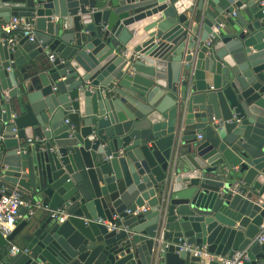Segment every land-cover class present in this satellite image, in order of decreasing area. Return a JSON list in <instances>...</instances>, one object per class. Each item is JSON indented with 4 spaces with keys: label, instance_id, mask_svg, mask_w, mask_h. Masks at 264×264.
I'll list each match as a JSON object with an SVG mask.
<instances>
[{
    "label": "water",
    "instance_id": "water-1",
    "mask_svg": "<svg viewBox=\"0 0 264 264\" xmlns=\"http://www.w3.org/2000/svg\"><path fill=\"white\" fill-rule=\"evenodd\" d=\"M263 11L0 0L1 21L36 31H0V190L67 215L0 234V264H219L183 244L264 264ZM19 233L25 252L10 255Z\"/></svg>",
    "mask_w": 264,
    "mask_h": 264
},
{
    "label": "built area",
    "instance_id": "built-area-1",
    "mask_svg": "<svg viewBox=\"0 0 264 264\" xmlns=\"http://www.w3.org/2000/svg\"><path fill=\"white\" fill-rule=\"evenodd\" d=\"M231 15L234 16V14ZM0 31L12 35L21 33L23 37L28 38L29 42L35 41V28L24 17H12L8 22L0 20ZM48 60H53L50 54L48 55ZM64 123L68 124L69 122L65 120ZM35 140L36 139L28 138L27 143L31 144ZM198 140H201L200 136H198ZM21 210H24L23 215L21 214ZM140 210H145V208ZM37 212H42L59 223L64 222L67 218L64 207L51 210L40 201L25 197L19 192L13 191L6 195L4 194V190H0V234L2 237L9 235L15 229L19 220L33 218ZM134 215H136V211ZM93 222L96 224H103L108 231L119 230L115 224H110L101 219L94 220ZM255 241L258 243L264 242V218L259 226V233L255 237ZM166 247V245L161 246L159 251L163 252ZM182 250L189 252L193 257L216 261L219 264H245L247 261V254L245 251L236 250L233 251L231 255L220 257L208 254L205 247L198 248L183 244L179 247V251ZM20 252H25V249L15 246L10 248V255H15Z\"/></svg>",
    "mask_w": 264,
    "mask_h": 264
},
{
    "label": "crops",
    "instance_id": "crops-1",
    "mask_svg": "<svg viewBox=\"0 0 264 264\" xmlns=\"http://www.w3.org/2000/svg\"><path fill=\"white\" fill-rule=\"evenodd\" d=\"M48 55L50 53H47ZM145 208L147 209V207L145 206ZM46 214L42 213V212H37L35 214V216L33 217L34 219H40V218H43L45 217ZM21 221H23V219L19 220L17 224H19ZM17 226V225H16ZM22 233H19L16 238L14 239V241L11 243L12 246H15V247H20L22 246Z\"/></svg>",
    "mask_w": 264,
    "mask_h": 264
}]
</instances>
